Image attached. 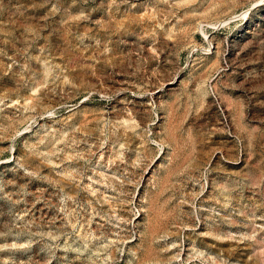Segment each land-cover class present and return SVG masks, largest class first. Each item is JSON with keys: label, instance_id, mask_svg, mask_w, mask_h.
<instances>
[{"label": "rangeland", "instance_id": "obj_1", "mask_svg": "<svg viewBox=\"0 0 264 264\" xmlns=\"http://www.w3.org/2000/svg\"><path fill=\"white\" fill-rule=\"evenodd\" d=\"M0 264H264V0H0Z\"/></svg>", "mask_w": 264, "mask_h": 264}]
</instances>
